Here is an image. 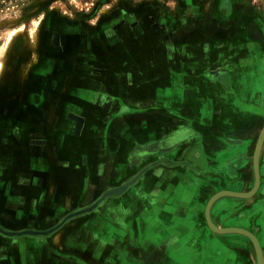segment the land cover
I'll use <instances>...</instances> for the list:
<instances>
[{"label": "crops", "instance_id": "0c3cea01", "mask_svg": "<svg viewBox=\"0 0 264 264\" xmlns=\"http://www.w3.org/2000/svg\"><path fill=\"white\" fill-rule=\"evenodd\" d=\"M219 1L179 0L177 11L161 14L167 23L158 26L157 33L155 22L142 27L161 37L171 31L168 40L174 49L160 52L169 62L176 57L178 66L169 68L165 76L167 89L159 83L154 99L157 112L128 113L110 122L103 116L97 68L81 62L85 55L80 43L67 56L63 46L60 75L53 74L55 43L70 39L69 34H54L60 20L55 23L45 14L34 38L20 25L13 28L23 32L14 37L4 58L0 51V149L28 155L29 161L28 170L18 165V184L26 189L18 184L13 189V180L4 182L0 205L14 212L15 221L22 214L16 204L11 208L5 201L16 203L20 188L26 191L23 203L40 201L42 208L55 210L51 227L60 216L90 207L104 191L122 185L133 175V155L142 153L149 159L135 185L70 218L49 245L40 250L30 246L24 253L18 243L10 250L0 246V260L9 258L8 264H257L247 237L213 233L204 215L214 194L251 191L252 156L264 125V1L255 6L247 0H229L230 5L221 10ZM7 35L0 32L2 50ZM129 37L127 32V46ZM127 56H131L128 49ZM136 96L143 109L150 105L149 96ZM130 102L127 97L126 103ZM110 109H116L115 103H108L106 112ZM178 131L190 136L168 149L158 145L133 151ZM29 178L34 181L32 189L27 187ZM7 213L0 211V225L20 231L8 223ZM210 218L217 228L251 232L264 257V142L255 193L249 198H218Z\"/></svg>", "mask_w": 264, "mask_h": 264}, {"label": "rangeland", "instance_id": "374dc122", "mask_svg": "<svg viewBox=\"0 0 264 264\" xmlns=\"http://www.w3.org/2000/svg\"><path fill=\"white\" fill-rule=\"evenodd\" d=\"M247 1L250 5L257 6L264 0ZM177 9H179V0H0V26L14 19L18 21L14 25L0 28V32L2 31L8 34L1 57L4 58L6 56L14 37L23 32L22 28L15 30H13V28H16V26L19 27L20 25L25 28L26 34L32 33V38H34L35 32L38 29L37 24L40 19L47 14V17L52 18L55 23L59 20L61 21L57 28L54 27V34L61 33L69 34L70 36L68 41H59L55 43V54L51 65H53V74L56 77L60 75L63 57L67 56L68 51H72L75 45L80 43L79 45L82 46V52L85 55V57L83 56L81 58V62L97 68L95 71L97 70V85H101L102 90L100 96L103 100V116L105 114L109 117L108 122L121 115L141 113L143 110L154 113L157 112L158 109L154 99L157 98L159 83L162 85V89H167V87H165L168 86L166 85V80H164L166 78L165 76H168L169 68L172 69L178 66L174 64L177 63L178 59L176 57L171 58L170 60H172V62H169V59L163 56L164 52H160L163 50L165 51V49L168 50L169 48L174 49L173 42L168 40V32L171 33V31L164 30L165 36L161 37V35H152V31L146 33L142 27H144L146 23L148 24V22H155L153 28L157 33L159 29L158 26L161 28L162 25L167 23L164 21L161 14L165 13V10L177 11ZM174 15H172V17H174ZM110 20L112 22L111 25L107 24ZM127 23L130 24L129 27ZM171 25L166 26V28ZM127 32L130 36L128 46L126 41ZM75 35L79 36L74 38ZM2 39L3 38H1V40ZM83 45L86 47L83 48ZM7 46L8 49L5 52L4 49ZM63 46L67 47L65 56H63V52L61 53ZM127 49L131 56H127ZM159 52L160 54L158 55ZM100 68L101 70H99ZM169 88L172 87L170 86ZM138 94L149 96L150 105L146 106V109L142 108L139 103L140 101H136V95ZM127 97L132 101L129 104L126 103ZM108 103H115L116 109H110L106 112ZM151 124L154 125L153 123H150V125ZM102 126L104 131L105 125L102 124ZM150 127L154 128L152 126ZM182 142H184V139L177 144ZM158 145L159 142L143 144L137 146L133 151L138 153L139 151H144L147 147ZM0 146H3L1 142ZM142 156V153L136 156L133 155L132 164L134 165V172L126 181L147 167L145 160L148 161L149 158ZM28 161V155L25 157L22 154L11 155L0 149V187L4 182L7 181V183H11L12 180L14 181L13 189H17L18 186L24 187L23 184L19 185L21 177L18 179V165L23 168V171L25 169L28 170ZM31 174L32 172L29 171L28 175L31 176ZM32 181V178L28 179L27 187L29 189H32L34 184V181L33 183ZM125 182H123V184ZM17 184L18 186H16ZM16 191V197L18 198L16 203L5 201V204L10 205L11 208L16 204V209L22 214V217H20V220L16 219L15 221L13 217L14 212L9 209L5 210V205H0V211L2 213L8 212L6 218L9 220L8 223H10L11 226L13 225L20 228V232L28 231L29 229L26 228L33 226L36 227L37 230L32 229V231L45 232L48 234H39L41 235L39 237L33 235L5 237L0 235V246L10 250V248H13V245L16 244V246H18V243L21 244L18 247L22 248V252L25 249L27 250L30 246H35L40 250L42 246L46 247L49 245L48 243L51 242L50 239H52L55 233L60 229L52 233L49 232L53 230V227L59 225L61 221L64 220L65 216H60L58 222L49 227L55 210L42 208V203L40 201L32 200L30 202H25V204L21 200L25 197L26 191L22 188ZM11 214L13 215L10 216ZM68 220L70 219L64 221L62 226L65 225ZM0 229L4 228L0 225ZM7 249L4 250L7 251ZM8 254L9 252H6V255ZM8 259L9 258L6 259L5 257L4 259L2 258L0 264H8ZM24 264L26 263L24 262Z\"/></svg>", "mask_w": 264, "mask_h": 264}, {"label": "water", "instance_id": "95a60500", "mask_svg": "<svg viewBox=\"0 0 264 264\" xmlns=\"http://www.w3.org/2000/svg\"><path fill=\"white\" fill-rule=\"evenodd\" d=\"M186 133H187L186 131L176 132L171 137H169V142L172 144H177V143L181 142L183 139L186 138L185 137ZM263 142H264V125H263V127L259 133L258 138H257L255 148L253 151V156H252V169H253V176H254V184H253L251 191H249L247 193L220 191V192L214 194L209 199V201L206 204L205 214H204L205 215V221H206L209 229L213 233H223L224 234L227 232H231V233H238V234L243 235L244 237H247L252 242L257 264H264L262 250H261V247H260V244H259V241L257 240V238L251 232L244 230V229H241V228H221V229L217 228L211 221L210 209H211V206L213 205V203L220 197L231 196V197H236V198H249L255 193V191L257 190V188L259 186V157H260ZM145 171H146V168L142 169L139 173L134 175L131 179H129L127 182H125L121 186L105 192L101 196V199H99L97 202H95L92 205L96 207L99 204V202L104 200V199L115 198V197L122 195L130 187H132L133 185H135L137 183V181L140 179V177L144 174ZM72 214L66 216V218L63 220V222L65 220L71 218V217H74ZM39 234L43 235V234H48V233L28 230V231L21 232L19 234L11 233V234H8V236L13 237V236H17V235H33V236L39 237V236H41Z\"/></svg>", "mask_w": 264, "mask_h": 264}, {"label": "flooded vegetation", "instance_id": "af4514ba", "mask_svg": "<svg viewBox=\"0 0 264 264\" xmlns=\"http://www.w3.org/2000/svg\"><path fill=\"white\" fill-rule=\"evenodd\" d=\"M256 1H258V0H256ZM230 5V1L229 0H220L219 1V3H218V8L221 10L222 8H224L225 7V9H226V7L227 6H229ZM221 13H222V11H220ZM188 132V131H187ZM189 133V132H188ZM188 133H186L187 134V136H190V134H188ZM175 134V133H174ZM186 136V137H187ZM159 145L161 146V147H165V149H168L169 147L171 148V145H173L172 143H170L169 142V138H166V139H163L162 141H160V143H159ZM18 179H19V176H18ZM68 216V215H67ZM75 217V216H74ZM65 218H66V216H65ZM64 218V219H65ZM72 218V217H71ZM70 219V218H69ZM66 221V220H65ZM62 222V221H61ZM64 223V222H63ZM62 227V226H61ZM60 227V228H61ZM54 228V227H53ZM60 228H58V229H60ZM57 229V230H58ZM4 231H6L5 229H3ZM7 232H10V231H7ZM13 233H21L20 231H18V232H13ZM0 235H3V236H5V237H9L8 235H6V234H2L1 232H0ZM12 237V236H11ZM13 237H21V235H17V236H13ZM258 240V239H257ZM263 255V254H262ZM263 261H264V257H263Z\"/></svg>", "mask_w": 264, "mask_h": 264}, {"label": "trees", "instance_id": "16d2710c", "mask_svg": "<svg viewBox=\"0 0 264 264\" xmlns=\"http://www.w3.org/2000/svg\"><path fill=\"white\" fill-rule=\"evenodd\" d=\"M94 208H95V206L91 205L90 207H87V208L81 209V210H79V211L73 213L72 215H73V216H78V215H80V214H84V213L90 212V211L93 210ZM62 224H63V221H62L59 225H57L56 227H54L53 230L50 231L49 233H52L53 231H55V230H57L58 228H60V227L62 226ZM0 232H1L2 234H6V235L13 233V232H7V231H4L3 229H0ZM18 234H19V233H18Z\"/></svg>", "mask_w": 264, "mask_h": 264}, {"label": "bare ground", "instance_id": "6f19581e", "mask_svg": "<svg viewBox=\"0 0 264 264\" xmlns=\"http://www.w3.org/2000/svg\"><path fill=\"white\" fill-rule=\"evenodd\" d=\"M7 49H8V46L4 49V51L6 52L7 51ZM3 53V52H2ZM2 68H3V62H0V73H1V71H2ZM219 229H221V228H219ZM229 233H231V232H227V233H224V234H229ZM215 234H217V235H223V233H215ZM235 234H238V233H235ZM241 235V234H240ZM260 244V243H259ZM261 247V246H260Z\"/></svg>", "mask_w": 264, "mask_h": 264}, {"label": "snow or ice", "instance_id": "6c2138e0", "mask_svg": "<svg viewBox=\"0 0 264 264\" xmlns=\"http://www.w3.org/2000/svg\"><path fill=\"white\" fill-rule=\"evenodd\" d=\"M0 51H2V49H0Z\"/></svg>", "mask_w": 264, "mask_h": 264}]
</instances>
